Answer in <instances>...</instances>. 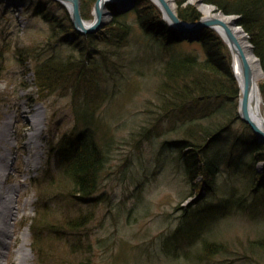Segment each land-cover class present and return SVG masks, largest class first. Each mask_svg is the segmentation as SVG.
Returning <instances> with one entry per match:
<instances>
[{
  "label": "trees",
  "instance_id": "trees-1",
  "mask_svg": "<svg viewBox=\"0 0 264 264\" xmlns=\"http://www.w3.org/2000/svg\"><path fill=\"white\" fill-rule=\"evenodd\" d=\"M202 1L215 5L225 14L240 16L239 24L249 36L263 73L258 83L264 106V0ZM50 2L30 0L24 5L26 13L44 22L46 34L41 43L31 44L24 51L19 48L14 51L24 57L22 60H32L40 94L65 91L76 101V124L80 123L81 127L72 133L66 145L59 147L62 174L54 186L64 188L78 201L95 203L101 174L107 170L112 151L118 147L111 125L95 115L98 107L95 101L108 99L121 88L118 72L121 65H128L120 62L118 49L127 44L132 26L127 20L119 19L128 11L119 14L112 6L115 17L111 23L96 32L80 35L66 11L62 15L54 12L48 7ZM92 2L94 0H80V11L85 19L89 17ZM175 2L178 16L184 21L194 22L200 18L201 13L194 5L186 3L187 0ZM130 10L134 11L136 23L147 40L152 39L148 45L152 51L145 50L147 46H144L142 60L148 67L158 56L160 63L156 68L158 72L155 71L158 75L155 102L147 101L138 126L131 130L125 143L139 152L145 141L163 137L165 133L175 135L164 137L160 146L173 151L174 161L190 185L186 195L196 194L198 186L202 190L197 192L198 200L188 211L183 208L187 211L186 217L190 214L189 218L177 224L164 245L172 243L170 249H176L190 239L202 240L198 245V258L203 260L227 247L220 240L212 239L214 233L207 232L208 225L234 211L254 215L264 211V165L262 170L256 167L259 161L264 162V143H260L238 117V88L230 66L231 55L214 30L204 28L197 38L189 39L171 29L162 19L159 8L149 0H135ZM58 40L73 44L75 53L60 54L55 47ZM9 49L5 42L0 44V62ZM130 161L126 158L123 166L129 165L131 169ZM222 170L228 172L229 186L221 196L216 195V200L211 197L212 193L222 192L217 188ZM237 189L241 191L239 195ZM92 211L81 212L63 224L74 233L70 243L79 251H83L82 247L88 248L89 243L84 244L79 230L90 221ZM58 232L63 231L57 229ZM33 236L35 241L39 240L38 234ZM249 247L264 255V229L250 241ZM63 259L58 263H93L84 252L68 258V262Z\"/></svg>",
  "mask_w": 264,
  "mask_h": 264
},
{
  "label": "rangeland",
  "instance_id": "rangeland-1",
  "mask_svg": "<svg viewBox=\"0 0 264 264\" xmlns=\"http://www.w3.org/2000/svg\"><path fill=\"white\" fill-rule=\"evenodd\" d=\"M29 1L0 0V44L5 42L10 46L0 62V155L11 157L8 159L10 164H7L9 173L6 178H1L0 200L2 195L16 200V213L10 227L14 230V244L19 243L22 231L26 230V243L21 250L27 253V257L20 263L59 264L62 258L63 262H68V258L73 259L84 252L85 255L88 253L92 264H264L263 253L249 247L250 241L264 229V211L257 215L234 211L208 225L207 232L214 233L212 239L220 240L227 247L219 253L212 252L203 260L198 258V245L202 240L196 242L190 239L176 249H170L172 243L164 245L177 224L189 218L190 214L186 217L185 213L196 203L197 192L202 188L198 186L196 194L186 195L190 185L177 167L173 151L160 146L164 137L173 138L174 134L165 133L163 137L143 142L139 152L133 145L125 143L131 130L138 126L147 101L155 102L154 89L158 80L155 71L160 63L158 56L148 67L142 60L146 49L152 51L148 46L152 39L147 40L138 27L133 10H124L128 11L126 15L119 17L132 26L127 44L118 49L120 62L128 65H121L118 72L121 88L108 99L104 97L94 102L96 106L98 103L95 115L111 125L118 140L108 168L101 174L96 190L97 200L95 203L78 201L70 197L64 188L61 190L59 186H54L62 174L59 147L67 144L72 133L80 130L81 124H76L74 98L65 91L40 94L35 84L32 60H22L24 57L14 51L16 48L24 51L45 38L47 26L23 8ZM51 1L48 4L51 10L61 15L66 11L69 18L66 7ZM186 3L194 5L201 13L194 1ZM93 4L90 5L87 21L94 18ZM108 17L107 23H111L115 17L113 10ZM56 43L60 54L75 53L73 44L62 40ZM144 46H147L145 50ZM101 66L104 67L105 63ZM262 77L261 70L258 82ZM262 106L263 103L261 108L264 109ZM35 109H38L37 114ZM36 118L41 120V129L30 142L25 123L27 119ZM5 120L10 122L8 142L2 137ZM22 144L26 145L24 150H21ZM33 153L39 156L29 169L25 159ZM126 158L133 163L131 169L129 165L123 166ZM263 165L264 162L259 161L256 167L262 170ZM221 173L217 188L218 192H222L212 193L211 197L216 200V195L221 196L229 186V181H226L228 172L222 170ZM232 182L238 183L235 180ZM12 185L17 186L15 191H10ZM237 192L238 195L241 193L238 189ZM88 209L93 210L92 218L81 227L79 234L84 244H89L87 250L82 247L83 251H79L70 243L74 233L71 234L63 224L81 212L87 213ZM57 229L62 230V234L56 233ZM33 234H38L39 240L35 241ZM16 247H10L8 264H15L13 249Z\"/></svg>",
  "mask_w": 264,
  "mask_h": 264
},
{
  "label": "water",
  "instance_id": "water-1",
  "mask_svg": "<svg viewBox=\"0 0 264 264\" xmlns=\"http://www.w3.org/2000/svg\"><path fill=\"white\" fill-rule=\"evenodd\" d=\"M53 1L66 7L74 30L80 35H85L96 32L108 22V16L112 14V11L108 9V7L115 4L116 9L126 10L133 5L135 0H95L93 4L94 18L92 21H87L84 17H82L80 11V0ZM151 1L159 8L162 14V19L167 23V25L171 29L181 33L183 37H187L189 39L197 38L202 29L210 28L214 30L226 43L231 55L230 66L232 75L238 88V117L243 123L250 127L257 140L260 143H264V109L261 108L262 95L260 93L258 79H256V72L254 71L246 50L234 30V26L242 29L239 25L240 16L237 14H231L234 16V22H226L219 17L201 15L196 21L187 22L178 16L175 0H172L174 2L173 6L169 0ZM198 1L202 3V0ZM213 9L224 14V12L218 9L215 5L213 6ZM244 34L246 35L248 41V34L246 32H244ZM249 45L252 55L258 60L256 55L253 53L252 45L250 43ZM234 64L239 68L240 80L236 78L233 69ZM256 92L259 100L255 97ZM258 101H260V107Z\"/></svg>",
  "mask_w": 264,
  "mask_h": 264
},
{
  "label": "bare ground",
  "instance_id": "bare-ground-1",
  "mask_svg": "<svg viewBox=\"0 0 264 264\" xmlns=\"http://www.w3.org/2000/svg\"><path fill=\"white\" fill-rule=\"evenodd\" d=\"M171 5H174V2L172 0H169ZM194 3L200 8L201 13L204 16H215L222 18L226 22H234V16L233 15H226L225 13H221L218 11H215L213 9V6L207 5L200 3L198 0H192ZM235 33L237 37L240 39L244 49L246 50V53L252 63V66L254 68V71L256 72V79L259 78L261 69L258 63V60L252 55L251 53V48L250 45L247 41L246 35L244 34L243 30L240 27L234 26ZM234 72L236 75V78L240 80V72L239 68L237 65L234 64ZM255 97L259 100L257 92L255 93ZM260 96V95H259ZM259 107H260V101H258ZM35 113H38V109H35ZM37 117V115H36ZM40 122L41 120L38 118L36 119H27L25 125L28 127L29 130V136H30V142H33V139L37 136L39 130L41 129L40 127ZM11 134L10 132V122L9 121H4L3 125V132H2V137L8 142L9 141V135ZM26 148L25 144H22L21 150H24ZM0 155V183L2 181V177L6 178L8 173L7 172L10 167L7 164L9 163L8 159H11V157L8 155ZM39 154L38 153H33V154H28V156L25 159V164L26 166L31 169V166L33 165V162L37 160ZM7 161V162H5ZM1 186V184H0ZM16 185H12L10 191H15L16 190ZM1 187H0V192H1ZM6 192V191H5ZM2 200H0V264H8V258L10 256V250L11 246H17L15 249H13L14 253V263L15 264H21L20 262L23 261L24 258L27 257V253L22 251V247L25 245L26 240H25V231H22V238H19V243L14 244L13 242V236H14V230L11 227L12 224V218H14V215L16 213V202L15 199L10 197L9 195H2ZM26 203V201H25Z\"/></svg>",
  "mask_w": 264,
  "mask_h": 264
}]
</instances>
